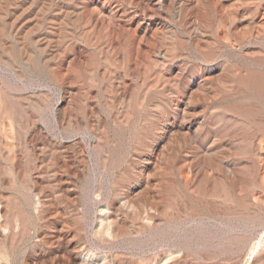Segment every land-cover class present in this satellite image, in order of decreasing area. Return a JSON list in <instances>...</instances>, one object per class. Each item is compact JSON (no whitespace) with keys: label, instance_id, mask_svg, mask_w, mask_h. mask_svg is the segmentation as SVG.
<instances>
[{"label":"bare ground","instance_id":"6f19581e","mask_svg":"<svg viewBox=\"0 0 264 264\" xmlns=\"http://www.w3.org/2000/svg\"><path fill=\"white\" fill-rule=\"evenodd\" d=\"M4 55L0 182L36 193L24 200L40 221L75 227L73 243L55 221L42 233L62 264L186 259L177 246L95 259L82 234L90 203L105 253L127 242L142 254L158 230L176 245L170 232L206 221L264 229V0H0ZM9 200L0 191V264L34 217L11 219Z\"/></svg>","mask_w":264,"mask_h":264},{"label":"rangeland","instance_id":"374dc122","mask_svg":"<svg viewBox=\"0 0 264 264\" xmlns=\"http://www.w3.org/2000/svg\"><path fill=\"white\" fill-rule=\"evenodd\" d=\"M6 58L7 57L4 55L0 59V89L4 88L7 90L8 89V70L2 62ZM58 101H59V96H58L57 92L53 91V102H54V104L57 105ZM48 116H49V114H48ZM118 150H119L118 152L121 153V148H119ZM129 159H130V157H129ZM26 160L27 159L23 158L22 165H23V167L28 169V171H30V165L31 164H29V162ZM127 165H128L127 160H125L120 165H117V171L116 172H120V171L125 170L127 168ZM96 170H97V168H96V164L94 161L93 166H92V171L95 172ZM11 178L12 177L10 175H8V180H10ZM16 183H18V185H19L20 179L17 178ZM1 184H2V186H1ZM7 188H8L7 185H4L2 182H0V191L3 192V194H5L6 196H8V200L10 199L8 201V203H9L8 204V216L13 220L17 219L15 217V215L18 213L19 210L25 211V213L27 215L29 214V215L34 216L32 218V220H30L27 216L25 217V221L27 220L26 221L27 230L25 233L26 236H25V234L22 235L21 229L19 228L18 233L20 235L18 234V237L15 240L16 243L14 242L13 247L8 246V251L12 252L11 253V255H12L11 256V264H25V262L27 264H62L63 259L61 257V253L59 255L57 246L56 245H53V246L52 245L51 246L45 245L44 242L42 241V233H43V231H45L47 229V222L48 221H55L57 223V228L59 229V231L64 232V233L66 232V238H65L66 242H70V243L72 242L73 243L74 241H76L79 238V234L77 232H75V230H74L75 227L70 226L68 229L65 228L63 224L58 223L59 220L56 219L55 216H52L51 213L47 214L48 217L46 219V222L40 221L35 205L34 206L26 205V201L24 200L25 199L24 196H26V194H27V196H29L33 200H35V198L37 196V195L35 196L36 193H32V192L29 193L28 191H24V190L18 191L17 189H15V191H12V190H8ZM256 192H257V194L261 195L264 198V190H257ZM80 194H82V195H80ZM87 194L88 193H84V194L79 193V195L82 198L84 197L83 199H86L89 196ZM90 196H92V195H90ZM11 197L13 200L11 199ZM93 197H94V195H93ZM24 201H25V203H24ZM36 201H37V198L34 202L36 203ZM18 202L20 203V205ZM32 211L33 212L36 211V212L33 214ZM27 212H29V213H27ZM86 212H87L86 213V221H85V228L86 229H84L82 234L85 237V241H86L87 245L89 246L90 250H92V254H94L95 259L102 258V256H110L113 254L117 255L120 251L124 250L126 252L128 251L127 253L129 255L130 262L138 263L141 261V258H143L144 256L149 257V256H153L155 253H159V254L162 253V251H161L162 246L163 247H169V246L173 247L174 246L173 248H175L177 246L176 248H178V249L182 248L183 252L186 254V259L180 260L182 262L177 263V264H264V245L262 247L261 252L258 255H256L255 257L250 255V250L259 242L258 240H261L264 237V232H263L264 229H262L261 227L250 228V229L246 230V229L241 228L240 226L236 225L237 226L236 229H232V230L228 231L224 226H222L220 224V221H218V222L206 221L207 223L204 222L202 224L203 226L202 225L198 226L199 228L197 226H194L193 228L189 227V226H185L183 228H180L178 231L174 230L172 232V234L170 232V237L173 238L174 240H176V245H173L174 243H172V242H174V241L170 240L168 238H167V240H170V241H168V243L165 242V240H163L164 237L167 236L169 232H167L166 230L155 231L154 234H152L153 238L155 239V242L145 248L144 253L146 255L144 253L140 254V250H138L136 248L133 249V247L131 246V243L128 244L127 242L125 243L126 245L124 243H122L123 245L121 244L119 249H115L112 252L105 253L103 251L106 248L105 249L102 248V250L99 251L97 249V248H99L97 246L98 244H95L96 238H95V229L94 228H95L96 216L99 212V209L90 203L86 209ZM66 218H68L69 220H73L69 216H67ZM263 219H264V216H263ZM29 221H30V223H29ZM33 224H34V226H33ZM235 224H237V223L235 222ZM45 225H46V227H45ZM207 225L209 227H207ZM201 229H202V231H201ZM247 232H248V234L249 233L250 234L248 235ZM262 233H263V235H262ZM168 237H169V235H168ZM241 238H244L245 240H247V249L246 250L242 249L243 246L240 244ZM161 239H162V243L160 244V247H159V245H156V244H157V241H160ZM179 240L181 243L179 242ZM166 243H167V245H166ZM230 244H232V245H230ZM240 245H241V247H240ZM228 246H229V249L227 248ZM225 249L226 250L231 249V250L228 253H224ZM96 256H97V258H96ZM59 261H60V263H59Z\"/></svg>","mask_w":264,"mask_h":264}]
</instances>
